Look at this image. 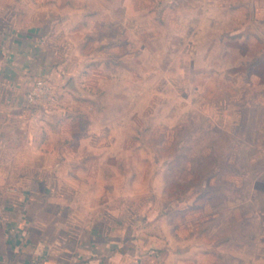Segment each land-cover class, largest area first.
<instances>
[{"label":"rangeland","instance_id":"obj_1","mask_svg":"<svg viewBox=\"0 0 264 264\" xmlns=\"http://www.w3.org/2000/svg\"><path fill=\"white\" fill-rule=\"evenodd\" d=\"M0 17L126 72L95 90L126 152L91 190L157 213L162 261H264V0H0Z\"/></svg>","mask_w":264,"mask_h":264},{"label":"crops","instance_id":"obj_2","mask_svg":"<svg viewBox=\"0 0 264 264\" xmlns=\"http://www.w3.org/2000/svg\"><path fill=\"white\" fill-rule=\"evenodd\" d=\"M51 33L0 17V264H166L157 213L145 209L143 222L142 203L91 190L126 152L94 106L95 90L127 91L126 72L106 69L100 55L88 67L73 39ZM39 77L59 98L45 114L25 100ZM258 244L256 252L264 238Z\"/></svg>","mask_w":264,"mask_h":264},{"label":"built area","instance_id":"obj_3","mask_svg":"<svg viewBox=\"0 0 264 264\" xmlns=\"http://www.w3.org/2000/svg\"><path fill=\"white\" fill-rule=\"evenodd\" d=\"M26 103L36 111H48L57 107L59 98L52 83L46 78H36L25 94Z\"/></svg>","mask_w":264,"mask_h":264}]
</instances>
